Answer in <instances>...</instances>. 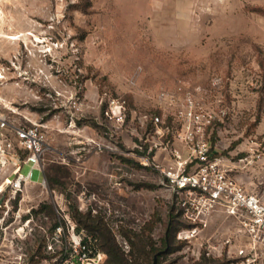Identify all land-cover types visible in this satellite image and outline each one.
Returning a JSON list of instances; mask_svg holds the SVG:
<instances>
[{
  "label": "rangeland",
  "instance_id": "obj_1",
  "mask_svg": "<svg viewBox=\"0 0 264 264\" xmlns=\"http://www.w3.org/2000/svg\"><path fill=\"white\" fill-rule=\"evenodd\" d=\"M163 90L179 105L162 100ZM105 91L126 99L124 122L109 117ZM188 93L203 114L223 100L227 113L207 130L227 164L253 151L264 136V0H0L1 109L47 134L43 169L20 190L0 168V264L60 262L71 238L66 213L78 229L88 212L126 253H138L141 239L154 245L151 264L227 261L208 256L205 239L230 232L234 219L216 211L205 226V213L189 217L154 164L168 165L170 148L181 147L184 120L173 111ZM152 142L168 148L145 165ZM246 177L264 188V166Z\"/></svg>",
  "mask_w": 264,
  "mask_h": 264
},
{
  "label": "built area",
  "instance_id": "obj_2",
  "mask_svg": "<svg viewBox=\"0 0 264 264\" xmlns=\"http://www.w3.org/2000/svg\"><path fill=\"white\" fill-rule=\"evenodd\" d=\"M215 83L219 84L220 78ZM171 95L165 90L160 92L162 100L179 105L178 96ZM101 100L106 102V111L112 120L118 123L125 121L128 104L122 95L105 91ZM1 104L0 101V168L7 172V185L17 192L23 183L30 181L34 169L42 167L47 134L42 123L30 118L26 123L11 122L9 115L1 109ZM183 105V108L173 111L174 116L184 120L182 132L176 134L174 142L175 145L181 144V147L170 148L172 161L168 165L154 163L155 166L160 169L167 185L184 199L189 217L196 219L205 213L206 226L208 217L220 211L237 224L217 240L214 235L205 239V253L208 256H226L230 261L228 264H264V188L251 187L246 177L248 169L257 164L264 166V136L256 141L249 155L240 157L232 165L227 164L223 157L216 154L207 130L214 120H222L227 113L223 100L218 99L216 111H210L205 105V132L202 125L204 108L196 95L188 93L183 98ZM152 119L156 125L163 121L160 114H155ZM95 143L99 149L106 146L105 143ZM159 147L168 148L162 143H150L148 155L140 157L141 162L150 165V154ZM26 162H32L28 173L22 171ZM191 209L196 210L197 214L189 213ZM65 218L71 238L61 261L56 264H109L108 255L98 239L85 229H77L70 214L66 213ZM57 229L61 231L62 226H57ZM49 248L52 249V246Z\"/></svg>",
  "mask_w": 264,
  "mask_h": 264
},
{
  "label": "trees",
  "instance_id": "obj_3",
  "mask_svg": "<svg viewBox=\"0 0 264 264\" xmlns=\"http://www.w3.org/2000/svg\"><path fill=\"white\" fill-rule=\"evenodd\" d=\"M217 153L219 152L217 151ZM78 220H79L78 229L84 228L87 230V232H89L91 235H93L98 239L99 245L108 255L107 261L109 264H151V257L155 250L154 245H152L151 249H147L149 243H146L145 240L141 239L143 246L140 249H138L139 250L138 253L134 252L133 250H131L129 253H126L119 246L115 237L111 233V230L106 226V224L103 222V220L100 217L93 216L91 212L80 213ZM154 226H155L154 220L148 221L146 223V227H148L149 230L151 231L153 230ZM138 238L140 239V236ZM38 253L42 255L41 248L39 249ZM213 260L218 261L220 260V258L217 257L214 258ZM229 262H230L229 260L227 261L225 260V262L221 261L219 264H224V263L228 264ZM203 263L209 264L207 260L204 261Z\"/></svg>",
  "mask_w": 264,
  "mask_h": 264
},
{
  "label": "water",
  "instance_id": "obj_4",
  "mask_svg": "<svg viewBox=\"0 0 264 264\" xmlns=\"http://www.w3.org/2000/svg\"><path fill=\"white\" fill-rule=\"evenodd\" d=\"M153 264H156V257H155V260H154V263Z\"/></svg>",
  "mask_w": 264,
  "mask_h": 264
}]
</instances>
